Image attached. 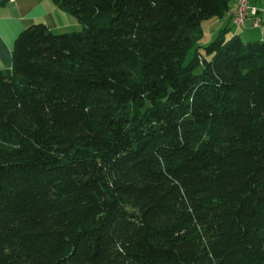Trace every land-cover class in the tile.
Wrapping results in <instances>:
<instances>
[{
  "label": "trees",
  "instance_id": "16d2710c",
  "mask_svg": "<svg viewBox=\"0 0 264 264\" xmlns=\"http://www.w3.org/2000/svg\"><path fill=\"white\" fill-rule=\"evenodd\" d=\"M50 1L82 31L0 71V264H264V40L199 45L231 0Z\"/></svg>",
  "mask_w": 264,
  "mask_h": 264
},
{
  "label": "crops",
  "instance_id": "0c3cea01",
  "mask_svg": "<svg viewBox=\"0 0 264 264\" xmlns=\"http://www.w3.org/2000/svg\"><path fill=\"white\" fill-rule=\"evenodd\" d=\"M239 1L231 0L229 12L222 19H214L212 23H209L207 32L210 33L207 35L209 37L205 44L213 40L220 31L227 29L229 32L230 26H233L232 16ZM247 1L250 6L264 8V0ZM35 23L46 25L49 30L56 34L77 32L82 28L73 17L60 11L50 0H11L0 5V71L11 69L12 51L16 38L25 28ZM203 23L201 30L204 38ZM259 32V37L255 35L253 40H264V31ZM234 34L238 35V31ZM240 39L242 40L241 37Z\"/></svg>",
  "mask_w": 264,
  "mask_h": 264
},
{
  "label": "built area",
  "instance_id": "2783aa9c",
  "mask_svg": "<svg viewBox=\"0 0 264 264\" xmlns=\"http://www.w3.org/2000/svg\"><path fill=\"white\" fill-rule=\"evenodd\" d=\"M232 24L237 31L245 28L264 27V8H256L250 6L247 0H240L232 16Z\"/></svg>",
  "mask_w": 264,
  "mask_h": 264
},
{
  "label": "rangeland",
  "instance_id": "374dc122",
  "mask_svg": "<svg viewBox=\"0 0 264 264\" xmlns=\"http://www.w3.org/2000/svg\"><path fill=\"white\" fill-rule=\"evenodd\" d=\"M213 21H214V19L208 20L206 22L204 21L202 26H203V29H205V36H204L203 39L200 40V42H199L200 46H204L205 45L206 40L209 37L207 35H209V33H210V32H207L208 31L207 27L209 26V23H212ZM81 29L79 31H82ZM79 31H77V32H79ZM236 31L237 30L233 26H230L229 32H227L226 35H225L226 39H229ZM259 31H264V28H261V29H254V28L241 29V30L238 31V35L242 38V42L243 43H247L248 41H253V38L255 37V35L257 37H259V34H258V33H260ZM228 33H231L232 35L228 34ZM201 53L204 54V51L202 49H201ZM191 55H192V52L189 54L188 59L191 58ZM200 71H201V67H199L196 70V72H200Z\"/></svg>",
  "mask_w": 264,
  "mask_h": 264
}]
</instances>
